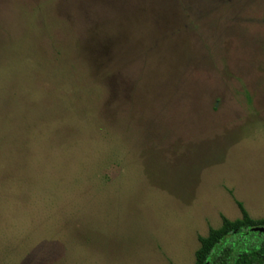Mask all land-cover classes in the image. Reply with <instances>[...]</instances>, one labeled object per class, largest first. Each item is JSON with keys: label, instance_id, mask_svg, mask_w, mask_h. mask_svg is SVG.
Segmentation results:
<instances>
[{"label": "rangeland", "instance_id": "374dc122", "mask_svg": "<svg viewBox=\"0 0 264 264\" xmlns=\"http://www.w3.org/2000/svg\"><path fill=\"white\" fill-rule=\"evenodd\" d=\"M241 207L264 219V0H0V264H195Z\"/></svg>", "mask_w": 264, "mask_h": 264}, {"label": "trees", "instance_id": "16d2710c", "mask_svg": "<svg viewBox=\"0 0 264 264\" xmlns=\"http://www.w3.org/2000/svg\"><path fill=\"white\" fill-rule=\"evenodd\" d=\"M243 219L230 221L223 219L219 229L211 230L207 237L200 238L195 264H264V219L254 220L241 207ZM258 234L253 237V245L234 253L233 244L227 245L230 237ZM223 241H226L222 244Z\"/></svg>", "mask_w": 264, "mask_h": 264}, {"label": "water", "instance_id": "95a60500", "mask_svg": "<svg viewBox=\"0 0 264 264\" xmlns=\"http://www.w3.org/2000/svg\"><path fill=\"white\" fill-rule=\"evenodd\" d=\"M261 231L264 232V229H262Z\"/></svg>", "mask_w": 264, "mask_h": 264}]
</instances>
